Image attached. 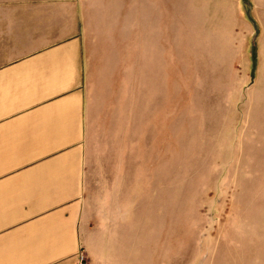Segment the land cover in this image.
<instances>
[{"label": "rangeland", "instance_id": "374dc122", "mask_svg": "<svg viewBox=\"0 0 264 264\" xmlns=\"http://www.w3.org/2000/svg\"><path fill=\"white\" fill-rule=\"evenodd\" d=\"M90 4L107 28L91 41L129 82L132 150L150 171L135 193L150 221L125 239L134 262L264 264V0Z\"/></svg>", "mask_w": 264, "mask_h": 264}, {"label": "crops", "instance_id": "0c3cea01", "mask_svg": "<svg viewBox=\"0 0 264 264\" xmlns=\"http://www.w3.org/2000/svg\"><path fill=\"white\" fill-rule=\"evenodd\" d=\"M100 7L0 0V264H139L125 239L150 221V171L129 82L91 41Z\"/></svg>", "mask_w": 264, "mask_h": 264}, {"label": "built area", "instance_id": "2783aa9c", "mask_svg": "<svg viewBox=\"0 0 264 264\" xmlns=\"http://www.w3.org/2000/svg\"><path fill=\"white\" fill-rule=\"evenodd\" d=\"M85 258H86V256L84 255V253H80L79 261H80L81 263L84 264V262H85V260H86Z\"/></svg>", "mask_w": 264, "mask_h": 264}]
</instances>
